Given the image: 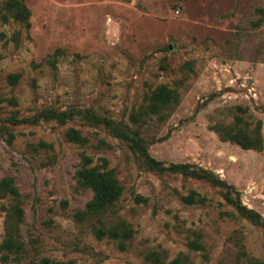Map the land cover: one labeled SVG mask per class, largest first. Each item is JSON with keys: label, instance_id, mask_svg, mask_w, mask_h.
<instances>
[{"label": "rangeland", "instance_id": "obj_1", "mask_svg": "<svg viewBox=\"0 0 264 264\" xmlns=\"http://www.w3.org/2000/svg\"><path fill=\"white\" fill-rule=\"evenodd\" d=\"M19 1L28 27L9 14L0 21V181L17 193L0 196V264H264V231L218 188L143 170L121 141L75 113L64 125L20 121L48 108L125 123L154 160L213 172L264 220V0ZM160 86L177 102L162 120L132 125L130 113ZM257 125L260 151L213 129L252 134ZM68 129L84 141L69 142ZM83 158L121 189L100 215H79L92 197L76 176ZM189 192L203 202L182 203ZM14 206L19 257L1 248Z\"/></svg>", "mask_w": 264, "mask_h": 264}, {"label": "trees", "instance_id": "obj_2", "mask_svg": "<svg viewBox=\"0 0 264 264\" xmlns=\"http://www.w3.org/2000/svg\"><path fill=\"white\" fill-rule=\"evenodd\" d=\"M6 14H9L15 21L21 23L25 28L28 27L29 12L19 0H9L4 5V14L0 16L1 22H6ZM146 105L141 108V112H131L128 121L135 125L143 116L156 115L159 120L163 119L161 112L168 109L171 105L177 102V96L173 91L164 86H160L152 90L145 98ZM239 110V109H238ZM80 115L87 124L93 127H102L113 138L121 141L133 156L138 165L148 172L163 175L172 174L179 175L185 179H195L208 183L212 187L220 190V196L223 201L231 206L234 211L242 218L249 221L252 225L264 231V220L254 210L244 206L239 199V193L234 188L220 179L213 172L200 168L193 164H169L163 165L161 162L154 160L147 152L146 142L139 136L138 132L132 129L125 123L115 122L106 118L95 116L90 111L76 112H57L52 109H43L38 112L37 116L28 120L30 123H36L38 120L53 121L59 125H64L67 120L72 119L73 114ZM13 124L17 120L14 116L6 119ZM240 122L239 117L234 119V127ZM232 127V128H234ZM232 128L221 129L213 128L218 136L223 141H230L245 150H261V139L259 136V126L257 125L252 134H247L245 131ZM9 137L11 135L9 134ZM65 138L72 143L80 144L84 140L80 137L77 131L68 129L65 132ZM9 143V140H7ZM90 160L82 159L80 169L76 172L78 184L82 188L89 189L92 192L90 201L86 204L85 210L80 212V216L100 215L106 211L119 197L121 189L112 179L109 173L99 171L97 167H88ZM9 194L17 195L15 189L10 185L8 179L0 181V196ZM194 192H189L186 196L180 198L181 202L186 205H192L196 202H203V198L196 197ZM196 197V198H195ZM22 217V211L18 206H14L11 213L7 217V226L5 237L1 244V248L8 253H12L19 257L23 252V243L19 239V233L16 227L12 230L11 226H16ZM102 234L98 232L100 237ZM116 237V234H113ZM37 264H70V262L51 261L47 258H41Z\"/></svg>", "mask_w": 264, "mask_h": 264}]
</instances>
